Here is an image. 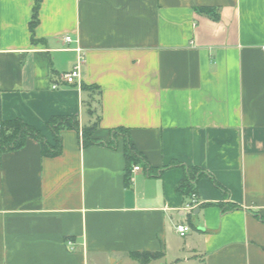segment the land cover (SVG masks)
<instances>
[{
	"label": "crops",
	"instance_id": "1",
	"mask_svg": "<svg viewBox=\"0 0 264 264\" xmlns=\"http://www.w3.org/2000/svg\"><path fill=\"white\" fill-rule=\"evenodd\" d=\"M36 1L0 0V122L53 143V117L92 124L81 87L98 86L94 137L127 129L140 158L75 130L58 157L33 139L1 155L0 264H264V0H41L33 34ZM194 167L209 177L190 211Z\"/></svg>",
	"mask_w": 264,
	"mask_h": 264
},
{
	"label": "trees",
	"instance_id": "2",
	"mask_svg": "<svg viewBox=\"0 0 264 264\" xmlns=\"http://www.w3.org/2000/svg\"><path fill=\"white\" fill-rule=\"evenodd\" d=\"M41 0L36 1L33 11V18L30 23V29L34 34L39 23V10ZM199 12L213 21L220 20V11L217 8H201ZM33 41L35 42L34 38ZM83 92L87 93V98L83 102L84 107L89 116L92 117V124L81 128L80 118L78 116H56L47 123V130L53 136V143H49L46 137L37 128L23 122L20 119L0 122V156L22 149L29 139L37 141L41 145L42 155L44 157H58L63 152L64 130H75L80 134L83 146L89 147L96 144H105L109 147L117 148V141L122 137L125 142V154L129 162L135 158H140V154L135 147L134 142L127 129H117L111 133V141L109 143L101 142L94 137L99 129L101 116V89L98 86L82 85ZM209 177L207 173L199 168H185V176L177 186V191L185 198H192L198 193V183L200 179ZM215 185L222 187L213 180ZM230 205V204H229ZM223 212H226L228 206L220 205ZM229 209H239L238 206L232 204ZM131 258L140 264H149L152 261L164 257L163 252H135L130 254Z\"/></svg>",
	"mask_w": 264,
	"mask_h": 264
},
{
	"label": "built area",
	"instance_id": "3",
	"mask_svg": "<svg viewBox=\"0 0 264 264\" xmlns=\"http://www.w3.org/2000/svg\"><path fill=\"white\" fill-rule=\"evenodd\" d=\"M65 41L67 43H72L73 42V39L71 36H66L65 37ZM78 51L80 52V50L78 49ZM64 82L68 85H80V81H79V78H80V72H79V67H75L71 72L67 73L64 75ZM60 85L57 83V84H54L53 88L54 89H57L59 88ZM141 169L139 166H136L133 170V172H139ZM196 195H194L192 197V206L189 205L188 206V210H192L193 207L198 204L197 200H196ZM177 232L180 234V236L182 237H185L188 235V233L190 232V227L188 225H179L177 226ZM68 247L71 249V250H74V244L72 242H68Z\"/></svg>",
	"mask_w": 264,
	"mask_h": 264
}]
</instances>
